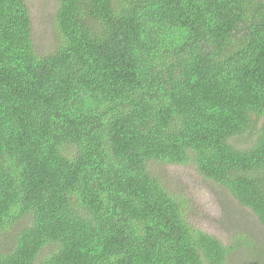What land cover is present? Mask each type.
<instances>
[{
  "label": "trees",
  "instance_id": "obj_1",
  "mask_svg": "<svg viewBox=\"0 0 264 264\" xmlns=\"http://www.w3.org/2000/svg\"><path fill=\"white\" fill-rule=\"evenodd\" d=\"M51 1L40 52L26 0H0V264L260 258L192 224L163 168L264 226V0Z\"/></svg>",
  "mask_w": 264,
  "mask_h": 264
},
{
  "label": "rangeland",
  "instance_id": "obj_2",
  "mask_svg": "<svg viewBox=\"0 0 264 264\" xmlns=\"http://www.w3.org/2000/svg\"><path fill=\"white\" fill-rule=\"evenodd\" d=\"M26 2L31 13L33 43L38 51L45 52L51 48L53 39L51 17L54 3L51 0ZM163 174L170 188L185 196L188 218L196 227L227 245L233 239V231L243 230L259 248L263 247L264 226L248 207L238 203L226 189L204 178L191 165H166ZM239 249L231 252L224 264H264V253L255 258V252L252 253L249 248Z\"/></svg>",
  "mask_w": 264,
  "mask_h": 264
}]
</instances>
